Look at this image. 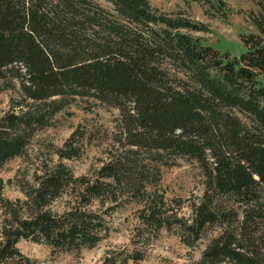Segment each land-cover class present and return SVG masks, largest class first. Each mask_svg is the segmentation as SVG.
<instances>
[{"label":"trees","instance_id":"16d2710c","mask_svg":"<svg viewBox=\"0 0 264 264\" xmlns=\"http://www.w3.org/2000/svg\"><path fill=\"white\" fill-rule=\"evenodd\" d=\"M101 1L112 9L95 0H0V81L23 96L0 119V165L22 156L75 98L120 113L115 146L92 175L75 176L62 162L80 155L74 133L23 200H2L0 264H40L20 252L21 239L52 252L92 248L107 235L108 210L125 205L136 206L140 225L129 247L107 251L100 264L142 261L161 230L192 247L212 229L194 264H264V0H250L259 34L242 37L239 59L182 32H208L184 12ZM177 157L196 161L205 178L189 219L157 189L160 167Z\"/></svg>","mask_w":264,"mask_h":264},{"label":"rangeland","instance_id":"374dc122","mask_svg":"<svg viewBox=\"0 0 264 264\" xmlns=\"http://www.w3.org/2000/svg\"><path fill=\"white\" fill-rule=\"evenodd\" d=\"M100 6L111 10L108 3L95 0ZM153 7L167 13H185L190 19L204 24L208 32H189L200 38L202 44L212 47L222 56L239 59L247 52L243 36L258 35V30L248 19L249 13L258 14V6L250 0H149ZM264 43V37H263ZM0 81V119L12 111V105L23 98L18 85L14 89ZM120 113L98 101L75 98L56 114L49 126L36 131L22 156L14 157L0 165V224L5 217L2 200L14 202L23 200V188L35 185V175H42L47 167L58 162L56 148H63L65 142L76 133L75 145L80 155L62 162L75 176L92 175L109 156L115 146L114 135L118 131ZM161 180L157 185L167 202L175 206L181 202L179 215L191 216L190 204L202 197L204 176L196 161L186 157L170 159L160 167ZM63 199L52 204L54 211H61ZM106 204L102 210H107ZM100 205H95L99 208ZM107 235L96 246L83 248L78 252H52L50 246L21 239L17 243L20 252L40 264H100L107 251L129 247L135 228L140 224L136 217V206L125 205L108 210L105 215ZM217 234L209 230L194 246L188 247L174 232L161 230L146 249L145 257L130 264H194L197 263L209 240Z\"/></svg>","mask_w":264,"mask_h":264}]
</instances>
